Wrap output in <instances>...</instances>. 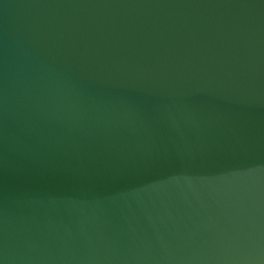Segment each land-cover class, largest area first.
Returning a JSON list of instances; mask_svg holds the SVG:
<instances>
[{
	"label": "water",
	"instance_id": "water-1",
	"mask_svg": "<svg viewBox=\"0 0 264 264\" xmlns=\"http://www.w3.org/2000/svg\"><path fill=\"white\" fill-rule=\"evenodd\" d=\"M0 264H264V0H0Z\"/></svg>",
	"mask_w": 264,
	"mask_h": 264
}]
</instances>
